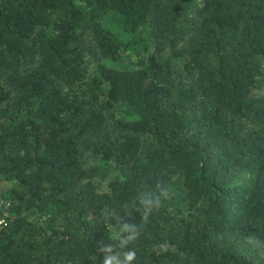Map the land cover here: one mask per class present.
<instances>
[{
    "label": "trees",
    "instance_id": "16d2710c",
    "mask_svg": "<svg viewBox=\"0 0 264 264\" xmlns=\"http://www.w3.org/2000/svg\"><path fill=\"white\" fill-rule=\"evenodd\" d=\"M1 218L0 264H264V0H0Z\"/></svg>",
    "mask_w": 264,
    "mask_h": 264
},
{
    "label": "clouds",
    "instance_id": "9594fccd",
    "mask_svg": "<svg viewBox=\"0 0 264 264\" xmlns=\"http://www.w3.org/2000/svg\"><path fill=\"white\" fill-rule=\"evenodd\" d=\"M157 192H141L139 195V205L143 209L145 218L151 214L153 210H158L162 205V199L168 195L167 189L163 185H157ZM118 223L119 231L115 233L114 239L121 241V247H125L134 242L139 237V230L137 226H130L127 222L121 220L119 216L115 217ZM128 235L125 236L124 233ZM244 240L249 245L260 250L261 255H264V240H261L256 235L245 236ZM101 251L111 252L112 246H107ZM122 255V259L119 257ZM136 259L135 250L124 251L117 255L107 257L102 264H133Z\"/></svg>",
    "mask_w": 264,
    "mask_h": 264
},
{
    "label": "built area",
    "instance_id": "2783aa9c",
    "mask_svg": "<svg viewBox=\"0 0 264 264\" xmlns=\"http://www.w3.org/2000/svg\"><path fill=\"white\" fill-rule=\"evenodd\" d=\"M2 220H3V218L0 219V221H2Z\"/></svg>",
    "mask_w": 264,
    "mask_h": 264
}]
</instances>
